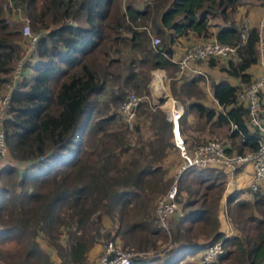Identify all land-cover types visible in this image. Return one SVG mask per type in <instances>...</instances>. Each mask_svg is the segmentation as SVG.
<instances>
[{
	"label": "trees",
	"instance_id": "obj_1",
	"mask_svg": "<svg viewBox=\"0 0 264 264\" xmlns=\"http://www.w3.org/2000/svg\"><path fill=\"white\" fill-rule=\"evenodd\" d=\"M4 1L0 86L22 43L20 22L6 21ZM11 1L37 40L36 57L10 91L2 118L6 156L0 159V242H9L12 251L0 254L7 257L0 261L53 264L52 252L57 264H92L89 248L111 240L133 252L128 264H181L189 254L219 241L222 252L203 264H264V186L225 195L224 211L234 227L227 235L219 230L217 216L224 172L186 167L176 178L181 214L169 215L164 229L155 221L154 207L172 180L161 163L177 150L170 122L160 107L142 101L135 118L142 116L147 123L149 136L144 138L135 118L128 129L110 111L123 100L125 89L147 93L150 70L174 73L171 44L176 39L189 44L214 38L236 44L235 58L216 55L201 61L216 64L237 83L210 82L218 109L203 103L202 75L184 76L176 86L173 81L171 94L184 106L179 133L190 148L207 138L186 129L196 126L212 134L222 129L226 152L256 150L257 129L237 95L255 77L248 69L258 61L262 32L257 25H247L244 38H239L241 23L233 13L242 0ZM151 33L158 37L155 45ZM263 93L264 86L257 92L258 116L264 121ZM189 114L194 120L187 126ZM131 131L137 133L134 142L128 138ZM95 212L108 220V229L99 231L91 220ZM160 239L167 241L161 255L156 249Z\"/></svg>",
	"mask_w": 264,
	"mask_h": 264
},
{
	"label": "built area",
	"instance_id": "obj_2",
	"mask_svg": "<svg viewBox=\"0 0 264 264\" xmlns=\"http://www.w3.org/2000/svg\"><path fill=\"white\" fill-rule=\"evenodd\" d=\"M6 1V0H5ZM261 9V15L258 21V27L264 25V0H258ZM5 11V19L8 23L18 19L20 21V35L22 38L21 51L19 57L15 60L7 79L0 86V159L6 156V147L4 144V132L2 128V118L8 105L10 91L20 79L26 75L27 67L36 57L35 43L37 34L31 32L28 22L19 8L13 6L11 0L2 4ZM246 22H242L239 31V38L243 39L246 29ZM158 37L151 36V44L155 45ZM237 45L221 43L214 38H208L202 41H194L185 44L180 55L173 59L176 64L172 79L179 80L184 76L194 74H203L200 69L192 66L196 60H203L209 56H231L235 58ZM27 66V67H26ZM157 72H161L165 81V95L155 85ZM168 78L163 69H152L148 93H135L129 91L125 94L119 104L120 119L126 128L130 129L134 123L136 107L142 101H147L151 106H158L165 111L166 117L170 122V130L174 146L177 148L181 163L178 166L177 175L186 167H215L228 174L244 164H250L252 168L251 176L247 185L249 191L254 192L264 186V121L258 116L259 98L257 92L264 86V71L256 75L250 82L243 86L238 93V100L247 108L248 121L250 125L257 129V148L252 152L237 153L235 151L226 152L222 141L210 139L205 142L187 148L182 136L179 133V118L182 115V106L167 93ZM176 175V176H177ZM177 191L176 177L169 184L164 193L157 199L154 207L156 223L166 229L167 217L169 215H180L175 194ZM222 252L219 241L206 245L197 254H189L188 259L195 264L208 263L213 261ZM142 253V252H140ZM142 254H148L143 252ZM133 252L128 248H121L111 240L102 243L100 252L94 258L92 264H128Z\"/></svg>",
	"mask_w": 264,
	"mask_h": 264
},
{
	"label": "crops",
	"instance_id": "obj_3",
	"mask_svg": "<svg viewBox=\"0 0 264 264\" xmlns=\"http://www.w3.org/2000/svg\"><path fill=\"white\" fill-rule=\"evenodd\" d=\"M260 15H261V9H260V6L257 0H242L241 4H239L236 7L235 12L233 13V19L237 22V24L240 21V23L246 22L248 26H251V25L258 26ZM210 22L211 23L216 22L219 24L222 23V22H219L218 19H216V21H213L212 19ZM210 29L211 31H213L214 29L213 26H211ZM261 32H262L260 35L261 39L258 44V61L254 65H251L248 69V71L253 76L254 75L256 76L260 72L264 71V27H261ZM188 39H192V38H188ZM185 44H186V40L182 38L176 39V41L173 44H171L172 60L177 58V56L180 55L181 49ZM219 61L221 62L220 59ZM192 66L200 69L201 72L203 73V74H200L203 76V79H204L202 80L204 83L202 86V90L205 93V98L203 100V103L210 107L219 109V106L217 105L216 100L212 96L210 83L207 80L205 81V78H206L205 73L210 74V76L212 77V81H218L219 79H226L231 84H236L237 80L232 77H227L222 71L218 69V66L216 64L208 65L207 61L196 60L195 63L192 64ZM176 81L178 82L179 80H176ZM262 100L264 101V93L262 94ZM165 116H166V113H165ZM193 120H194V117L189 114L186 117L187 126L192 124ZM178 165L175 164L174 167L170 166L168 162V155L166 156V169H167L168 174H170L171 172L177 171ZM222 171L224 172V177H226V179H224V189H223L222 195L218 202V205H220L221 207L224 205V197L227 193L235 189L242 190L243 188L244 189L247 188V185H248V182L251 176L252 168L250 164H244V165H241L235 168L230 174H228L227 171H224V170ZM218 217H219V230L223 231L227 235L234 232L233 230L230 229L229 226H227L225 221L223 220L221 221L220 216ZM100 248H101V245L99 243H96L89 248L87 252V259L89 262H91L96 257ZM52 260H53V264H57V259L55 255H53ZM187 261L190 262V264H193L189 259H186V258L182 259L180 263L182 264ZM195 264H198V263L196 262Z\"/></svg>",
	"mask_w": 264,
	"mask_h": 264
},
{
	"label": "rangeland",
	"instance_id": "obj_4",
	"mask_svg": "<svg viewBox=\"0 0 264 264\" xmlns=\"http://www.w3.org/2000/svg\"><path fill=\"white\" fill-rule=\"evenodd\" d=\"M7 1V0H6ZM6 1H4V2H6ZM143 1H146V0H143ZM3 2V3H4ZM19 8V10H20V7H18ZM20 12H21V10H20ZM17 21H19L18 19H16ZM239 21V20H238ZM20 22V21H19ZM240 22V21H239ZM238 22V23H239ZM12 23H14V21H11V23L10 24H12ZM241 25V24H240ZM153 35V33H151V36ZM153 36H155V35H153ZM156 37V36H155ZM161 70V69H160ZM151 71L152 70H150L149 71V80H148V83H147V85H146V91H147V93H148V85H149V81H150V73H151ZM164 71V73H165V75H166V77L168 78V85H167V93L168 94H170V96H172L176 101H177V103L178 104H180L181 106H182V108L184 107L183 106V102H181L180 101V99H178V98H175V96H173L172 94H171V84H172V82L174 81H176V80H174V79H172V76H173V70H170V69H166V70H163ZM205 81L207 80L209 83L212 81V77L210 76V74L209 73H205ZM204 80V79H203ZM208 83V84H209ZM176 84H177V81L175 82V83H173V86H176ZM203 81L202 82H200V85L201 86H203ZM129 91H133V90H130V89H125L124 90V92L125 93H127V92H129ZM134 92V91H133ZM146 93V94H147ZM112 105V104H111ZM118 106L119 105H114V106H110V111H113L114 110V112L116 113V118H117V120H118V122H120L121 121V119H120V115H119V111H118ZM135 123H138L139 124V127H140V134L141 135H143V137L144 138H146V137H148L149 136V132H148V128H147V123H146V121L144 120V118L142 117V116H137V114H136V118H135ZM195 127V129L194 130H189V129H186V131L188 132V134L190 133L191 135H196V136H202V137H205V138H207V140H210V139H217V140H220V141H222V142H224V141H226L225 140V133H224V131L222 130V129H217V130H214L213 131V134L212 133H205L204 131H200L199 129H196V126H194ZM209 134V135H208ZM128 138L130 139V141L131 142H134V141H136L137 139V133H134V132H128ZM187 140H188V144L190 145L191 144V142H190V140H189V138L187 137ZM168 162H169V165L170 166H172V167H174L175 166V164H180V158H179V156H178V153H177V150L174 148L173 150H171L170 152H169V154H168ZM161 163H162V165H164L165 167H166V157L161 161ZM179 166V165H178ZM177 171H175V172H171V176H172V180H171V182L175 179V177L177 178ZM224 179H226V177H224ZM243 190H244V188H243ZM242 195V197H249L250 195L249 194H245V193H243V194H241ZM250 198V197H249ZM100 214H99V212H95L92 216H91V220L94 222V223H97L99 226H100V229H99V231L100 232H102L103 231V229H108L109 227H110V224H109V222H108V220H105V218H102V220L99 218L100 216H99ZM217 216H220V218H221V221L223 220V221H225L226 222V224H227V226H229L230 227V229L231 230H233L234 231V227H233V225H231V223H230V221L228 220V218H227V216H226V214H225V211H224V205L221 207L220 205H218L217 206ZM218 219H219V217H218ZM224 222V223H225ZM3 243H1L0 242V245H5V247L4 248H1L2 246H0V254H2L3 252H5V251H7V250H10V251H12V249H11V247L8 245L9 244V242H7V241H2ZM40 244H41V246L44 248V249H47L46 248V245L43 243V242H41L40 241ZM6 245H8V247L6 246ZM118 246H119V244H117ZM166 246H167V241L166 240H164V239H160L159 241H158V243H157V247H156V249H157V251H158V253H159V255H161L162 253H163V251L166 249ZM101 247H102V243H101ZM121 248H125V247H121ZM53 253L51 252L50 253V256H51V259L53 258ZM150 255V254H149ZM2 259H7V257H5L4 256V254L3 255H1L0 256ZM54 260V259H53ZM0 264H3L1 261H0Z\"/></svg>",
	"mask_w": 264,
	"mask_h": 264
},
{
	"label": "bare ground",
	"instance_id": "obj_5",
	"mask_svg": "<svg viewBox=\"0 0 264 264\" xmlns=\"http://www.w3.org/2000/svg\"><path fill=\"white\" fill-rule=\"evenodd\" d=\"M155 85L158 87V89H160V92L165 95V81L161 72H157L156 74Z\"/></svg>",
	"mask_w": 264,
	"mask_h": 264
}]
</instances>
